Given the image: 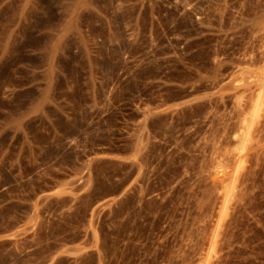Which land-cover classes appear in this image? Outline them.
Here are the masks:
<instances>
[{
	"label": "rangeland",
	"instance_id": "obj_1",
	"mask_svg": "<svg viewBox=\"0 0 264 264\" xmlns=\"http://www.w3.org/2000/svg\"><path fill=\"white\" fill-rule=\"evenodd\" d=\"M0 264H264V0H0Z\"/></svg>",
	"mask_w": 264,
	"mask_h": 264
},
{
	"label": "bare ground",
	"instance_id": "obj_2",
	"mask_svg": "<svg viewBox=\"0 0 264 264\" xmlns=\"http://www.w3.org/2000/svg\"><path fill=\"white\" fill-rule=\"evenodd\" d=\"M260 105V104H259ZM258 105H256V107H257ZM259 107V106H258ZM258 111V110H257ZM257 113H255V115H256ZM244 135V134H243ZM242 136V135H241ZM245 136V135H244ZM238 137H240V136H238Z\"/></svg>",
	"mask_w": 264,
	"mask_h": 264
}]
</instances>
